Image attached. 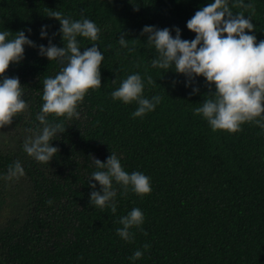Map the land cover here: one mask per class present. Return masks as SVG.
I'll list each match as a JSON object with an SVG mask.
<instances>
[{"label":"trees","instance_id":"16d2710c","mask_svg":"<svg viewBox=\"0 0 264 264\" xmlns=\"http://www.w3.org/2000/svg\"><path fill=\"white\" fill-rule=\"evenodd\" d=\"M209 2L0 0V30L12 35L24 30L35 45L47 46L48 38L39 36L46 25L51 42L63 47L59 21L50 12L86 17L101 30L94 43L104 55L101 87L86 93L77 106L79 116L48 114L50 123L65 127L50 142L57 153L49 163L35 161L22 145L39 125L43 79L62 65L26 45L24 59L4 73L19 78L27 106L0 127V264H264V129L246 122L238 132H213L193 109L214 85L198 76L185 87L183 74L153 68L155 51L144 46L146 35H141L145 25L177 26L181 38L191 40L195 34L186 21ZM244 3L252 7L237 0L229 6L234 14L250 15L257 41L264 39V0ZM121 34L133 51L119 45ZM77 39L81 51L93 43ZM132 73L141 75L145 97L161 96L143 118L132 117L135 103L110 95ZM192 86L197 93L190 94ZM111 152L125 171L143 172L151 184L141 198L131 191L122 194L113 183L115 213L89 204L88 179L97 170L91 159L104 162ZM16 161L24 174L4 179ZM134 207L143 212L144 223L142 230L130 229L132 239L126 242L115 229L122 227L119 217ZM136 249L143 255L131 261Z\"/></svg>","mask_w":264,"mask_h":264},{"label":"clouds","instance_id":"9594fccd","mask_svg":"<svg viewBox=\"0 0 264 264\" xmlns=\"http://www.w3.org/2000/svg\"><path fill=\"white\" fill-rule=\"evenodd\" d=\"M237 2L243 8L252 7L251 3L246 4L244 0ZM229 5L230 0H210L196 10L186 21V28L195 34L191 40L182 39L181 30L177 26L170 30L168 27L145 25L141 29V35H146L144 46L155 51L151 66L183 74L185 87L191 86L198 76H202L210 87L214 85L215 90L210 91L207 98L204 96L200 106L193 109L195 114L206 120L213 132H238L246 122H254L264 129V39L257 41L250 15L241 12L234 14ZM48 16L59 21L58 31L63 47H57L51 42L46 25H41L39 36L41 39L48 38L47 46L35 45L24 30L14 35L8 30H0V127L10 124L12 118L27 106L19 78L4 75L10 63L18 64L24 59L25 46L37 47L38 55L49 61L56 60L62 65L54 76L43 79L42 104L36 114L39 125L22 145L23 151L40 163H49L54 157L57 148L50 142L65 130L61 123H50L48 114L65 119L78 117L77 106L86 93L101 87L100 65L104 59L102 51L94 43L100 38L101 31L94 21L86 17L73 20L63 16L60 11H51ZM27 31L31 33V29ZM77 37L93 42L90 43L91 47L81 51ZM128 42L124 34L118 38L119 45L131 52L133 48L129 47ZM148 80L151 82L150 77ZM143 91L141 75L132 73L121 80L110 95L114 101L135 103L132 117L143 118L161 102L160 95L147 98ZM197 92L198 88L192 86L190 94ZM91 160L97 169L91 172L88 179L92 189L89 193L91 206L116 212V189L113 183L120 186L122 194L131 191L142 198L150 193V178L143 172L125 171L114 152L104 162L96 158ZM23 174L20 162L16 161L8 166L3 178L13 179ZM97 184L99 190H96ZM47 203L51 204L52 201ZM143 223V212L134 207L119 217L122 227L115 231L127 242L132 239L130 229H141ZM142 247L146 250L149 245L145 243ZM142 255V251L136 249L129 259L135 261Z\"/></svg>","mask_w":264,"mask_h":264}]
</instances>
